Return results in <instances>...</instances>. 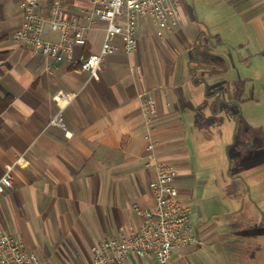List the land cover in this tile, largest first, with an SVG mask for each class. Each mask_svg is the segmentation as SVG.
<instances>
[{
    "label": "crops",
    "instance_id": "0c3cea01",
    "mask_svg": "<svg viewBox=\"0 0 264 264\" xmlns=\"http://www.w3.org/2000/svg\"><path fill=\"white\" fill-rule=\"evenodd\" d=\"M202 1L207 19L203 34L187 25L195 19L191 0H179L181 27L156 42L166 50L154 45V28L141 19L135 51L125 55L119 38L113 37L118 50L102 59L99 79L93 81L67 62L55 63L20 45L13 36L22 24V0H0V99L12 98L0 115V177L5 165L20 159L12 170V186L0 194V229L41 264H90L92 245L140 227L136 209L152 207L155 178L153 169L144 166L147 127L141 107L147 92L156 103L149 127L156 157L176 171L174 184L190 211L191 234L200 240L173 251L169 264L201 253L210 228L213 239L219 234L216 222L194 221L186 199L190 174L182 120L184 107H198L200 101L183 76L176 82V69L189 45L190 56L198 57V63L205 59L201 72L212 69L215 100L222 96L220 86L228 97L233 82L236 91L242 88L246 110L240 116L251 130L243 124L248 138L235 134L228 147L234 153L229 156L228 151L229 166L234 183L246 182L249 198L257 204L249 208V217L261 229L248 233V255L255 257L254 264L264 259V0ZM39 3L46 6L47 0ZM89 8L90 0L64 2L67 19L84 29L86 44L73 49L77 61L97 54L104 39V24L90 25L86 17ZM58 38L48 26L43 28V40ZM57 116L64 127L50 124ZM240 139L243 150L236 147ZM241 209L231 221L236 242ZM124 264L158 263L129 255Z\"/></svg>",
    "mask_w": 264,
    "mask_h": 264
},
{
    "label": "built area",
    "instance_id": "2783aa9c",
    "mask_svg": "<svg viewBox=\"0 0 264 264\" xmlns=\"http://www.w3.org/2000/svg\"><path fill=\"white\" fill-rule=\"evenodd\" d=\"M64 2L47 0V5L41 6L39 0H22L23 20L13 37L20 45L55 63H69L76 72L87 73L93 81L99 79L102 59L118 50L112 43L113 37L119 38L122 52L131 55L137 47L135 33L141 19L149 20L159 38L164 33H173L182 20L179 0H90L86 17L90 25L98 21L104 24V39L97 54L77 61L73 57V49L86 44L84 29L67 19ZM45 26L52 33L59 34L57 41L42 39ZM141 114L147 127L145 141L148 157L144 166L152 168L155 176L150 186L153 205L147 210L136 209L141 217L137 230L124 231L92 245L90 264H124L129 255L140 258L144 263L154 261L169 264L173 251L200 243L191 234L190 211L179 199L174 184L176 171L156 157L149 128L156 115V103L149 92L144 94ZM50 124L64 127L58 116ZM19 162L20 159H17L13 164L4 166L0 177V194L12 186V170ZM0 264L41 263L35 254L24 250L0 229Z\"/></svg>",
    "mask_w": 264,
    "mask_h": 264
},
{
    "label": "rangeland",
    "instance_id": "374dc122",
    "mask_svg": "<svg viewBox=\"0 0 264 264\" xmlns=\"http://www.w3.org/2000/svg\"><path fill=\"white\" fill-rule=\"evenodd\" d=\"M191 6L194 8L195 19L194 22L188 20L187 25L196 26L197 32L203 34V29L206 28L204 25L207 24L205 12L201 10L203 1L191 0ZM180 27L179 25L172 34L177 33L176 31ZM151 33V40L154 45L157 41L163 39L157 37L155 30L153 31L152 28ZM176 44L182 52H185L181 44ZM157 46L161 48V52L166 50L162 49L160 42L156 43ZM188 47L184 55L177 61L176 82H179L181 76H183L186 82L193 84L196 94L199 95L200 103L198 107L186 105L183 113L182 125L185 137L183 146L188 156L184 162L190 174L188 180L185 181L189 184L187 188L189 196L186 199L191 203L194 221L216 222L219 234L215 235L216 238L213 239L214 228H210L206 232L209 236L202 241L201 253L196 256L195 254H188V256H183L181 259L175 258L172 263L235 264L240 260L241 252L238 246L235 247V244L239 243L233 240L231 236L233 235L231 221L233 213L247 204L249 193L246 182L235 184L234 179L231 178L235 171L230 169L229 164L231 162L228 151L229 156L234 153L228 150V145L236 140L235 134L237 135V132L240 137H248L247 132L251 128L240 116L246 110L244 96L241 95L242 88L236 91L233 82L231 97H228L225 93L227 90L224 92L223 87L220 86L222 96L220 101L215 100L213 94L217 88H213L209 82V73L212 69L208 67L205 70L204 68V72H201L205 59L198 63V57L193 58L192 55L190 56ZM187 50L189 51L187 52ZM204 77L207 80L204 81ZM244 113L242 116H245ZM244 118L247 119L246 116ZM242 123L247 127L244 136L240 131L241 128H244ZM239 149L243 150V147ZM261 258L262 256L258 258V264H264V259Z\"/></svg>",
    "mask_w": 264,
    "mask_h": 264
},
{
    "label": "trees",
    "instance_id": "16d2710c",
    "mask_svg": "<svg viewBox=\"0 0 264 264\" xmlns=\"http://www.w3.org/2000/svg\"><path fill=\"white\" fill-rule=\"evenodd\" d=\"M87 57L88 56L86 55V58ZM11 101H12V98L11 97H5L3 99H0V115L8 108V106L11 103ZM240 131H242V136H244V134H245V127L244 128H241ZM246 138H248V137H246ZM238 142H239V140H238ZM239 143L240 144L236 145V147L238 149L241 148V147L244 148L245 143L243 142V139H240V142ZM243 163L244 162H242L241 164H243ZM251 206L254 208V206H257V204H255L250 198H248L247 204L245 205V207H243L240 210V213H239L240 216H238V222H240L241 225H240V228L238 229V231L240 232V234L238 235V238L240 240L238 242L239 245H237V246L241 250V258L237 262V264H250V263L254 264V261H255L254 260L255 257H253V255L252 256H249L248 255L250 246L252 245L251 242H250V234H251V231L260 232L259 230L261 228H259L260 226H258L256 224V221H257L256 218H253L252 219L251 217H249L250 216L249 208ZM245 216H247V217H245ZM246 227L247 228L250 227L249 229H252V230H246ZM248 233H250V234H248ZM248 244H249V246H248ZM242 248L245 249V250H242Z\"/></svg>",
    "mask_w": 264,
    "mask_h": 264
}]
</instances>
